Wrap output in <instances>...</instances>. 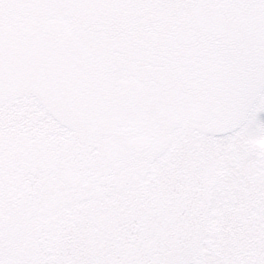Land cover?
Instances as JSON below:
<instances>
[{
	"label": "snow or ice",
	"instance_id": "snow-or-ice-1",
	"mask_svg": "<svg viewBox=\"0 0 264 264\" xmlns=\"http://www.w3.org/2000/svg\"><path fill=\"white\" fill-rule=\"evenodd\" d=\"M0 264H264V0H0Z\"/></svg>",
	"mask_w": 264,
	"mask_h": 264
}]
</instances>
